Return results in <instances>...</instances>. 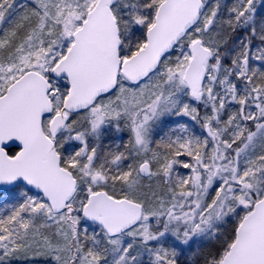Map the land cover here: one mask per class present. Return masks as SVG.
I'll return each instance as SVG.
<instances>
[{"label":"snow or ice","instance_id":"1","mask_svg":"<svg viewBox=\"0 0 264 264\" xmlns=\"http://www.w3.org/2000/svg\"><path fill=\"white\" fill-rule=\"evenodd\" d=\"M193 245L264 264V0H0V264Z\"/></svg>","mask_w":264,"mask_h":264},{"label":"rangeland","instance_id":"2","mask_svg":"<svg viewBox=\"0 0 264 264\" xmlns=\"http://www.w3.org/2000/svg\"><path fill=\"white\" fill-rule=\"evenodd\" d=\"M7 27V25H5ZM127 133H123L121 134L122 139H117L115 136L113 135H109L108 137L105 138V144L108 143H119L122 144L123 140L127 139ZM195 249V245H193V248L188 250L187 252H185V254L181 257V264H191V261L189 260V257L192 254V251Z\"/></svg>","mask_w":264,"mask_h":264}]
</instances>
